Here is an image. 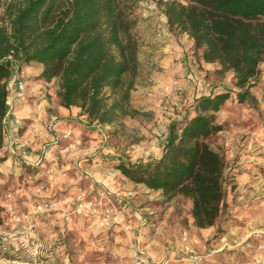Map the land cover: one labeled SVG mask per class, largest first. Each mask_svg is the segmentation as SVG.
<instances>
[{"label":"trees","instance_id":"trees-1","mask_svg":"<svg viewBox=\"0 0 264 264\" xmlns=\"http://www.w3.org/2000/svg\"><path fill=\"white\" fill-rule=\"evenodd\" d=\"M162 0L170 30L188 34L204 62L234 74V100L257 107L250 87L264 61V0ZM0 148L4 144L7 81L30 63L45 81L57 77L63 107H79L90 121L111 124L130 108L137 74L138 42L128 0H0ZM7 19V24L3 22ZM264 98V82L261 84ZM228 91L201 94L179 120L170 122L159 158L115 164L134 183L190 199L194 226L214 224L225 196L223 154L207 140L222 129L217 112ZM6 215L0 208V224ZM9 256L8 254H6Z\"/></svg>","mask_w":264,"mask_h":264},{"label":"crops","instance_id":"crops-1","mask_svg":"<svg viewBox=\"0 0 264 264\" xmlns=\"http://www.w3.org/2000/svg\"><path fill=\"white\" fill-rule=\"evenodd\" d=\"M149 2L138 10L143 18H139L136 25L139 31L138 68L130 91V107L137 113L133 119L128 117L127 124L131 132L128 140H132L131 144L136 149L125 147L123 138L114 140L104 133L105 129L114 128L113 123L90 121L79 107H63L55 95L49 101L47 94H53L51 80L45 81L40 76L41 64L30 63L15 73V77L25 84L22 98L15 99L8 94L4 144L0 148V205L4 208L8 203L13 204L14 212L21 214L24 205L51 197L64 188L84 184L91 189L92 198L99 201L101 193H105L110 201L107 199L103 204L110 203L117 214L132 222L133 230L126 234L129 240L136 243L134 251L144 252L154 264H189L181 257L184 243L179 232L173 234L170 227L190 232L191 236L186 240L189 244H192L191 240L199 242L201 236L210 230L194 226L190 213L186 214L188 225L185 227L179 220V213L171 210L174 206L162 202L164 197L160 190L130 181L113 166L119 161L135 165L159 158L168 126L174 120L161 109V104L167 98H177L182 100L186 109L195 97L190 79L194 81V76L202 80L200 74L203 71L196 68L189 55L191 40L188 34L172 32L166 22L164 6ZM200 82L198 85H201ZM184 113L185 110L175 120H179ZM73 126L76 131H73ZM66 130L71 132L72 138L82 141L76 158L71 160L67 155L68 140L57 136ZM16 156L20 158L19 165L12 164ZM62 161L68 162L70 167L65 177L60 176L57 169ZM51 182L55 186L51 187ZM42 185L44 188L41 189ZM127 191H132L133 196L127 197ZM5 192H10L12 197L6 200ZM151 214L153 216L146 219V215ZM7 216L5 223L0 225V243H10L21 234L26 237L37 235L34 230L37 216L21 223ZM73 220L70 219L66 226L75 222ZM93 223L100 225L99 220H93ZM153 226L155 232L161 235L154 233L149 246L140 245L139 235ZM259 228L247 231L244 239L257 240L253 232ZM167 230L164 237L162 233ZM61 231L67 233L63 228ZM55 247L62 249L65 246L57 244ZM67 259L66 255V262ZM202 263L203 260L199 264Z\"/></svg>","mask_w":264,"mask_h":264},{"label":"rangeland","instance_id":"rangeland-1","mask_svg":"<svg viewBox=\"0 0 264 264\" xmlns=\"http://www.w3.org/2000/svg\"><path fill=\"white\" fill-rule=\"evenodd\" d=\"M1 1L7 3L13 0ZM151 1L160 5L162 0ZM180 1L185 3L184 0ZM128 4L130 16L135 21L133 32L138 42L139 31L136 25L139 18H143L138 10L149 5L150 2L149 0H128ZM0 10L3 13V9ZM3 22L8 23L7 19ZM172 32L181 33L176 27H173ZM189 47L191 61L197 69L203 71L200 74L202 80H197L198 78L192 76L194 78L192 81L189 77L195 95L192 104L195 98L201 95L198 86L205 87V94L224 91L230 93V97L224 105L214 113L215 122L221 124L222 129L207 140L212 149L225 157L224 200L214 224L206 228L210 230L209 233L201 236L199 242L191 240L192 244L190 245L205 255L202 264H253V257L257 252V240L244 239V235L251 229L264 226V98H262L261 89V84L264 82V61L258 65L259 82L250 87V91L258 102L256 108H251L247 104H238L234 100L233 96L237 88L233 72H220L217 62H202L201 50H194L192 43ZM199 81H201V85H198ZM50 85L53 88V94H47L48 100L50 101L52 95H55L60 103L58 78H52ZM170 99L167 98V100ZM176 100L180 102V109L169 111V117L173 116L174 120L183 110L188 114L191 107L190 105L185 109L182 100L177 98ZM134 115L136 113L122 115L114 121L112 125L114 128L105 129L104 133L113 137L114 140L123 138L122 140L126 141L125 147H129L132 140H128L131 135L127 125L128 117L133 119ZM72 129L73 131L77 130L75 126ZM57 136L60 137L61 133H58ZM69 152L68 149L67 155L71 160L73 158L69 156ZM69 168L68 162L65 161L59 162L57 165L58 173L62 177L66 176ZM50 186L53 187L55 184L51 182ZM80 191L85 192L87 197L95 202H101L102 206L107 200L102 195H100L99 201L92 198L91 189L84 184H79L74 188H64L52 195L51 198L56 199L62 209L50 214L35 215L37 216L34 227L37 233L35 237H26L21 234L17 239H12L10 243H0V264L23 262H27V264H133V251L136 243L134 240L128 239L125 231L118 228L113 230L114 227L105 228L101 224L93 223V220L96 219L85 216H72L71 219H74L75 222L66 226L70 220H64L61 212L63 208L71 204ZM161 200L167 202L169 206H174V209L171 210L179 213V220L186 227L188 225L186 214L190 213L191 209L190 199L176 194L170 199ZM33 204L24 205L23 213L27 214ZM0 208L3 209L1 205ZM152 216V214L146 215V219L149 220V217ZM7 218L8 216L4 215L0 225L4 224ZM60 221H62L61 225ZM128 223L130 231L133 230L132 222L128 221ZM62 228L67 230V233L62 232ZM154 228V226L150 227L149 230L139 235L140 245L149 246L154 233L161 235L160 232H155ZM173 228L170 227V231L173 234L179 232L181 239L183 230ZM168 231H163L162 235L165 237ZM187 234L191 236L190 232ZM38 243L40 245L35 247ZM57 244L65 247L57 249L55 247ZM66 255L67 262L65 261Z\"/></svg>","mask_w":264,"mask_h":264},{"label":"built area","instance_id":"built-area-1","mask_svg":"<svg viewBox=\"0 0 264 264\" xmlns=\"http://www.w3.org/2000/svg\"><path fill=\"white\" fill-rule=\"evenodd\" d=\"M7 88L9 94L15 99L22 98L24 91V81L15 77V74L8 79ZM200 94H205V87L198 86ZM181 105L179 100L170 99L163 102L161 108L164 112L169 113L172 110L180 109ZM62 138L68 140L67 147L69 149V156L73 159L76 158V151L82 145L80 139L72 138L71 132L69 130L64 131L61 134ZM131 150H135L136 146L134 144L130 145ZM24 154V153H23ZM13 165L20 164V158L18 156L12 159ZM1 188V184H0ZM41 189L44 188L42 185ZM106 199L110 201L105 193H101ZM127 197H132L133 192L127 191ZM12 194L10 192H5L4 198L6 200L10 199ZM62 209L59 206V203L56 199L51 197H46L36 203H34L30 210L25 213L17 214L14 212L13 204H6L4 207V212L9 215L10 219L16 223H21L26 220L28 222L29 218L38 214H50L55 211ZM61 216L64 220L68 221L72 216H85L88 218L99 220L100 224L105 228H120L125 232L130 230V225L127 220L122 218L115 211L112 205L102 206L100 203L95 202L94 200L87 197V194L83 191H80L76 194L74 200L71 204L67 205L66 208H63ZM253 236L257 239V252L253 257V264H264V226L253 232ZM188 238L187 231H183L181 234V240L184 243L181 248V257L187 259L189 264H199L204 258L205 255L203 252L198 251L192 245L186 242ZM133 264H154L150 258L142 251L135 250L133 253Z\"/></svg>","mask_w":264,"mask_h":264}]
</instances>
